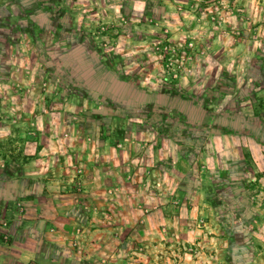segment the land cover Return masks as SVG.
Wrapping results in <instances>:
<instances>
[{
    "label": "rangeland",
    "instance_id": "obj_1",
    "mask_svg": "<svg viewBox=\"0 0 264 264\" xmlns=\"http://www.w3.org/2000/svg\"><path fill=\"white\" fill-rule=\"evenodd\" d=\"M0 264H264V0H0Z\"/></svg>",
    "mask_w": 264,
    "mask_h": 264
},
{
    "label": "crops",
    "instance_id": "obj_2",
    "mask_svg": "<svg viewBox=\"0 0 264 264\" xmlns=\"http://www.w3.org/2000/svg\"><path fill=\"white\" fill-rule=\"evenodd\" d=\"M27 165V164H26ZM6 166V170H8L9 172H12V176L8 177V175L6 174L2 180L4 181L5 179L7 180H10V182H13V190L15 192H21V190H24V192H27V186L29 187V185L31 184V180L34 178L33 175H31L32 173L30 171H28L27 169L23 170V174H18L19 178L16 179V172L18 169H20L22 166H20L19 164H14L11 165L8 163L5 165ZM17 167L16 169H14V167ZM28 166V165H27ZM63 167V166H62ZM24 168H27V167H24ZM31 168V166L29 167ZM109 178V176H108ZM104 177H98V179L96 180H92V186L98 190V189H102L103 187V184H104ZM107 183H111V182H107ZM22 184V185H21ZM20 187H23V189H20ZM65 196V195H64ZM76 196V195H75ZM81 196V195H80ZM80 196H76V197H73L72 199H70L71 197L70 196H67L68 197V202H69V205L66 207L67 208V211H62L65 215L67 216H70V217H73L72 219H77V214L72 210L73 207L77 205V201L80 200ZM66 197V196H65ZM70 197V198H69ZM80 202V201H79ZM61 213L58 214V216L60 215ZM52 217V216H51ZM57 225L58 228L60 229V232L62 234L65 233V227H64V223H58ZM89 233L90 234H95L97 233L98 229L97 228H94V229H89ZM93 231V232H92ZM92 232V233H91ZM61 242V241H60ZM62 242L64 243L63 239H62Z\"/></svg>",
    "mask_w": 264,
    "mask_h": 264
},
{
    "label": "trees",
    "instance_id": "obj_3",
    "mask_svg": "<svg viewBox=\"0 0 264 264\" xmlns=\"http://www.w3.org/2000/svg\"><path fill=\"white\" fill-rule=\"evenodd\" d=\"M30 7H28L27 5L25 6V9L27 10V9H29ZM77 36V38H82V43H83V36H79V35H76ZM65 42L67 43V45H70L71 44V42H70V40H65ZM78 63V62H77ZM98 65H96V67H95V71L96 70H98L100 67L101 68H103V69H107V66L105 65V63H103L102 61L101 62H98L97 63ZM78 65L79 66H82L80 63H78ZM82 70H84V68H80V69H78V71H77V75H81V73H82Z\"/></svg>",
    "mask_w": 264,
    "mask_h": 264
}]
</instances>
